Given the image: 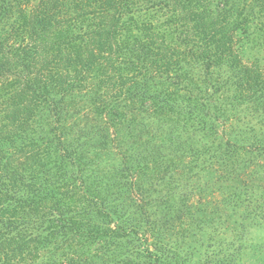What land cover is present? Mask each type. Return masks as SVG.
<instances>
[{"label": "trees", "instance_id": "1", "mask_svg": "<svg viewBox=\"0 0 264 264\" xmlns=\"http://www.w3.org/2000/svg\"><path fill=\"white\" fill-rule=\"evenodd\" d=\"M255 220L264 0H0V264H237Z\"/></svg>", "mask_w": 264, "mask_h": 264}, {"label": "rangeland", "instance_id": "2", "mask_svg": "<svg viewBox=\"0 0 264 264\" xmlns=\"http://www.w3.org/2000/svg\"><path fill=\"white\" fill-rule=\"evenodd\" d=\"M257 37V36H254ZM252 46L248 50V56L250 59H260L263 56L262 49L256 45ZM230 188V184L223 183L219 178V173L212 172L208 175H202L195 183L194 189L196 190V200L209 199L218 205H222L224 198L223 190ZM227 215L226 224L227 231L229 234L236 223L239 221L238 215L232 214ZM260 221H249L245 222L244 229H238L234 234L235 237L231 241L236 242L242 238V257L237 264H264V226L260 224ZM244 227V225H243Z\"/></svg>", "mask_w": 264, "mask_h": 264}]
</instances>
